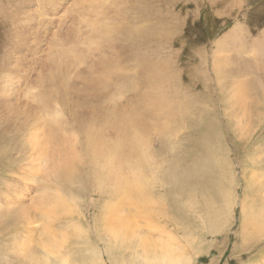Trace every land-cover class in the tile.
<instances>
[{"label":"rangeland","instance_id":"rangeland-1","mask_svg":"<svg viewBox=\"0 0 264 264\" xmlns=\"http://www.w3.org/2000/svg\"><path fill=\"white\" fill-rule=\"evenodd\" d=\"M263 57L264 0H0V264H62L27 257L42 254L46 235L66 241L72 260L65 264H84L85 247H100L91 225L115 202L104 195L112 189L102 187L101 198L90 191L100 176L73 142L82 162L72 159L71 175L55 169L61 155L50 160L48 153L62 150L50 148V140H61V124H69L63 104L91 109L113 97L126 110L139 94L153 95L145 87L153 66L167 81L153 88L171 99L172 130L161 139L150 132V151L142 147L172 179L161 181L166 197L153 185L163 200L153 233L166 235L171 249L189 247L182 264H264ZM102 67L111 70L112 86L100 93L84 78ZM41 98L56 108V120L37 111ZM30 136L45 154L41 163ZM120 199L125 212L136 206L137 220L139 205ZM66 205L78 206L79 216ZM249 220L255 226L246 235ZM77 225L88 237L74 234ZM123 250L118 256L134 264L132 247ZM101 256L103 264H122L107 261L104 249Z\"/></svg>","mask_w":264,"mask_h":264},{"label":"bare ground","instance_id":"bare-ground-1","mask_svg":"<svg viewBox=\"0 0 264 264\" xmlns=\"http://www.w3.org/2000/svg\"><path fill=\"white\" fill-rule=\"evenodd\" d=\"M256 47L255 44L254 48L256 49ZM221 48L219 51H227L226 49L223 51ZM259 53H261V50ZM72 59L75 61V55L72 56ZM149 71L150 74L145 81V87L150 90L153 95L149 94V96L145 97L143 94H139V100L132 109L126 107V110H123L114 106L116 102L113 97L105 99L102 105L91 109L90 107H82V104L73 107H68L63 104L61 110L63 115L68 117L69 124H67L66 127L61 124L63 127V129L61 128L63 130L61 140L59 139L56 143L53 138L50 140V148H56V152L58 149L62 150L58 153L54 151L48 153L50 154V160H53L55 156L61 155V162L55 169L71 175L72 170L68 168L71 165L72 159L75 165L82 162L83 159L74 158L76 153L72 148L73 142L78 146L83 156L77 155L80 158L86 157L84 158L86 162L84 161L83 164L89 165L90 170L93 169V173L100 176L101 180L99 182L96 181L97 187L90 191H93L92 193H95L97 198H99L101 196V189L103 191L102 187L107 186L108 188L110 187L112 191L114 190V193L110 191L109 193H104V195L107 197L112 195L115 202L109 205L105 204L103 208H101V220L94 221L91 225V229L96 234V237L98 232L99 239L97 237L96 242L98 245L100 244V247L93 244L92 246L85 247L83 258H88V261L84 264H103L102 261L104 260L101 256L102 249H104L107 255V261H117L118 259L122 264H126L123 261L124 257L122 256L120 258L118 256L119 253L124 252V246L132 247L135 254L131 253L130 257L136 255L132 261L134 264H182L184 262V255L189 248L182 242L178 247H173V249H171L170 244L165 240L166 235H164L162 239H157L158 234L153 233L154 231H160L156 228V222L157 220L159 221L161 217L162 210H159V206L163 205L162 197L158 198L156 192H162L163 196L166 197L165 194L168 193V191H165V187L161 185V181L164 184V182L168 183L172 179H170L171 172H168L169 168L165 167V165L163 166L156 157H147L145 150L150 151L152 144L148 141V138L151 133L157 132L158 137L161 133L160 137L166 138L172 134V130L168 122L169 118H167L169 115L167 105L169 104H166V98L168 103L171 99L165 96V94L157 93L155 89L157 88L159 90L161 87H164L167 81L165 77L161 75L158 66L150 67ZM97 74L101 75V77H98L99 75ZM111 74V70L102 67L100 72L94 70L91 73H87V77H85L84 80L95 84L96 90L102 93L103 90H109L112 86L109 83V76ZM149 85L152 86L148 87ZM67 90L68 89L65 91ZM90 91L93 93L95 90ZM66 97H68V95H66ZM236 104V102L233 103L234 106ZM154 107L157 108V110L166 111V114L157 116L152 112ZM260 108L261 107L257 109L260 110ZM258 110L257 112L255 111L256 114ZM37 111L45 113V116L49 119L56 120L57 110L54 107L52 109V106L48 105L47 98L40 99V105L37 107ZM61 117L63 118V116ZM148 118L150 121L147 123L146 119ZM151 120H153V122H151ZM34 121L35 124L41 122L40 118L37 117V113L34 116ZM261 127L264 128V125L262 124ZM64 131L70 133V136H65ZM32 138L33 137L30 136L26 142H28V145L32 148V152L38 154V158L36 161L34 160V162L41 163L45 158L43 157L45 154L42 152V148L38 147L39 144L35 146ZM45 148H48V146ZM144 158L147 160L144 161ZM42 164L45 165L46 163ZM148 178H150L149 181L147 180ZM178 178H180V176H178ZM173 179H175V176ZM181 181H178L177 187H182ZM155 183L159 185L155 186L156 192H154L153 186L156 185ZM177 190L178 192L181 191V189ZM120 195L128 198L131 203L135 202L139 205L137 220L133 221L136 214L133 213V211L136 210V206L133 205V208L128 212L123 211V208L120 207ZM63 204L65 205V203ZM140 206L143 207L141 208ZM144 207H148L150 212ZM55 208L56 206H53L52 209ZM66 208L68 211L69 208L72 210L76 209V214L79 216L78 206L71 208L66 205L65 209ZM163 210H166V208ZM155 214L159 215L155 217ZM25 219L28 221L27 213ZM253 225V220H249L248 225H246V235L252 231ZM133 226L137 231L133 229ZM83 233L88 237L86 231ZM83 233L81 226L77 225L74 229V234L82 235ZM90 235L89 240L91 239ZM100 238L102 240H100ZM243 239H246L245 235ZM64 242L66 241L64 240ZM64 242L57 244L55 234L54 237L53 235H46L41 240V243H39V251L42 252V254L36 255V251L31 252L27 257L31 262L39 258L44 263H50L52 259L49 257L53 256L54 262H60L62 264L69 263L72 259L66 254L68 246H63ZM171 243H173L172 237Z\"/></svg>","mask_w":264,"mask_h":264}]
</instances>
